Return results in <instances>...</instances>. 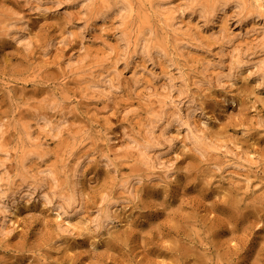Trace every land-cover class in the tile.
<instances>
[{"label":"rangeland","instance_id":"obj_1","mask_svg":"<svg viewBox=\"0 0 264 264\" xmlns=\"http://www.w3.org/2000/svg\"><path fill=\"white\" fill-rule=\"evenodd\" d=\"M0 264H264V0H0Z\"/></svg>","mask_w":264,"mask_h":264}]
</instances>
